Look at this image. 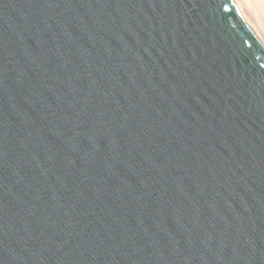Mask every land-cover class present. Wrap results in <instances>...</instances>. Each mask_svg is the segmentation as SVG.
Listing matches in <instances>:
<instances>
[{
	"label": "water",
	"instance_id": "water-1",
	"mask_svg": "<svg viewBox=\"0 0 264 264\" xmlns=\"http://www.w3.org/2000/svg\"><path fill=\"white\" fill-rule=\"evenodd\" d=\"M0 264H264L234 0H0Z\"/></svg>",
	"mask_w": 264,
	"mask_h": 264
},
{
	"label": "bare ground",
	"instance_id": "bare-ground-1",
	"mask_svg": "<svg viewBox=\"0 0 264 264\" xmlns=\"http://www.w3.org/2000/svg\"><path fill=\"white\" fill-rule=\"evenodd\" d=\"M240 1L234 0L236 7L264 46V0Z\"/></svg>",
	"mask_w": 264,
	"mask_h": 264
},
{
	"label": "rangeland",
	"instance_id": "rangeland-1",
	"mask_svg": "<svg viewBox=\"0 0 264 264\" xmlns=\"http://www.w3.org/2000/svg\"><path fill=\"white\" fill-rule=\"evenodd\" d=\"M237 1L239 2L240 0H237ZM239 3H241V1Z\"/></svg>",
	"mask_w": 264,
	"mask_h": 264
}]
</instances>
